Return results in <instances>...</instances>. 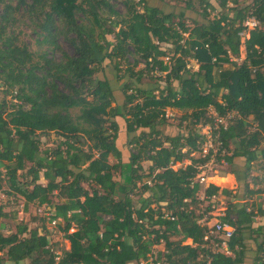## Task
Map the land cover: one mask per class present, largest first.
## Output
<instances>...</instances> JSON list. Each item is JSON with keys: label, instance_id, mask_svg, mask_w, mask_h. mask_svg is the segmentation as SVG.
<instances>
[{"label": "trees", "instance_id": "trees-1", "mask_svg": "<svg viewBox=\"0 0 264 264\" xmlns=\"http://www.w3.org/2000/svg\"><path fill=\"white\" fill-rule=\"evenodd\" d=\"M181 2L0 0V87L11 98L0 101V194L47 207L69 243L57 249L44 224L4 234L0 222V264H136L161 243L158 258L169 264H196L199 255L205 264V254L210 264H264V209L251 201L264 194V0ZM18 13L46 51L35 56L8 32ZM249 15L259 26L242 42ZM167 109L182 112L178 123ZM210 111L230 116L217 130L238 181L222 218L235 229L229 255L201 249L195 213L192 180L203 160L190 154L203 140L195 127L212 125ZM50 133L58 144L42 151ZM258 160L262 174L251 176ZM206 193L231 191L211 184ZM257 216L263 223L254 226Z\"/></svg>", "mask_w": 264, "mask_h": 264}, {"label": "rangeland", "instance_id": "rangeland-1", "mask_svg": "<svg viewBox=\"0 0 264 264\" xmlns=\"http://www.w3.org/2000/svg\"><path fill=\"white\" fill-rule=\"evenodd\" d=\"M171 4H173L174 7H182L183 3L181 0H168ZM116 9L118 12L122 13L124 11L123 6L120 2L117 3ZM220 10V9H218ZM217 12H214L216 14ZM10 33H14V35L18 36L19 40L21 42H24L29 50L34 53L35 56L43 53L47 50V44L40 45L39 42L42 41L41 37L38 36L37 30L35 28L34 23H32L28 17L27 14L24 13H18L15 16V23L11 25L10 29L8 30ZM57 44L61 47V49L66 52L67 54L71 55L73 53V50L71 46L65 42L62 38L57 40ZM54 57L58 58L59 54L54 55ZM244 57V53H241L240 59L237 60L239 63ZM190 66H194L195 62H190ZM6 99L8 102H11V98L9 95H4L3 88L0 87V101L2 99ZM211 112V111H210ZM73 114H76V111H73ZM166 115L168 117V120L171 121V123H178L182 116V112L172 109H167ZM183 126L188 125V121L182 123ZM196 126L195 129L198 131V133L208 132L207 128H204V126L200 127ZM120 135L117 139L118 143H121V138L124 133L123 130H121ZM58 144V140L56 138V135L53 133H50L49 136L43 137L41 139V147L40 149L43 151L48 148H53ZM86 148L87 146H83ZM109 162L115 163L114 158H110ZM149 163L144 162L143 167L146 169ZM184 163L182 164V167H184ZM262 174L260 170V161H256L251 166V176H260ZM213 178H215V182L220 186L221 189H228L231 191L230 195H221L219 196V202L217 203L218 207L225 208L228 202H233L232 195L235 193L238 185V181L236 180L235 176L232 174H229L227 172V168L225 165H219L215 164L212 166V170L209 174ZM218 178V179H216ZM116 180H118V177H116ZM41 184H45V181L41 177L40 181ZM264 188V185H262ZM251 201L255 203L254 210L258 206H260L262 209H264V194L260 197H254ZM0 203L5 205V212L7 214V217L4 219H1L0 222H4L6 224V229L3 230L4 234H8L10 231H14V227L17 223H24L27 224L29 228H37L39 231L43 232L42 226L47 227L48 232V239L51 244H54L57 249L65 248L66 242L62 238V234L55 229L56 226H52L48 223L47 219L43 215V213L38 212V207L34 204L25 205L24 202L20 199H14V198H8L4 194H0ZM195 213L198 214L197 207L195 209ZM44 216V217H43ZM262 222V218L257 217L254 219V226H258ZM53 228V229H52ZM176 239V238H174ZM188 243V241H187ZM189 244V243H188ZM160 248H162L160 246Z\"/></svg>", "mask_w": 264, "mask_h": 264}, {"label": "built area", "instance_id": "built-area-1", "mask_svg": "<svg viewBox=\"0 0 264 264\" xmlns=\"http://www.w3.org/2000/svg\"><path fill=\"white\" fill-rule=\"evenodd\" d=\"M259 26L258 21L253 16H247L242 22V30L238 33L241 41H245L249 38L251 31L255 30ZM210 115L213 117L212 125L204 126L208 129V132H203V140L199 144L198 150L190 154L191 159H201L202 163L197 164V174L192 180V183L199 185V190L196 193L197 210H198V220L197 224L204 229L203 244L201 249L206 248L209 253L221 252L229 255L227 251L226 242L233 236L234 227L222 222V218L225 215V208L218 207L220 194L208 195L206 193L209 186L212 184L213 177L210 176L212 166L215 164L225 165L223 156L225 155V149L222 148V144L219 140V135L217 130L223 126L226 127V120L230 117L218 118L216 114L211 111ZM219 158V159H218ZM191 159H187L182 163H175L171 165L173 170L182 167L184 163L186 165L191 164ZM38 212L43 213L45 218L49 221V224L56 226L57 220H49L52 217V212L45 206L38 207ZM43 216V217H44ZM162 218H170L168 212H164ZM72 231V230H71ZM160 246L162 248H160ZM195 247V245H194ZM164 252L163 244L153 246L151 251L147 254L145 259L140 260L136 264H169L164 257L158 258V253ZM59 260V252L56 253L55 261ZM202 261V255H199L196 264ZM211 257L210 254H205V264H210ZM187 264H191L187 262Z\"/></svg>", "mask_w": 264, "mask_h": 264}, {"label": "crops", "instance_id": "crops-1", "mask_svg": "<svg viewBox=\"0 0 264 264\" xmlns=\"http://www.w3.org/2000/svg\"><path fill=\"white\" fill-rule=\"evenodd\" d=\"M214 15V13H212V16ZM216 179H218V178H216ZM212 184H214L215 186H217V187H219L220 188V186L215 182V178H213L212 180ZM221 189V188H220ZM257 217H260V216H257ZM256 217V218H257ZM261 218V217H260ZM255 219V218H254ZM262 223H263V218H262V222L259 224V225H262ZM258 225V226H259ZM66 242V245H65V248L66 249H68L69 248V243L67 242V241H65ZM188 243H190V241H188ZM131 264H133V263H131Z\"/></svg>", "mask_w": 264, "mask_h": 264}]
</instances>
